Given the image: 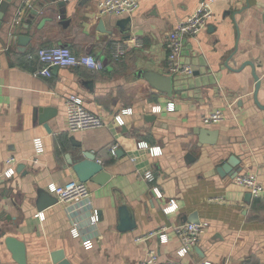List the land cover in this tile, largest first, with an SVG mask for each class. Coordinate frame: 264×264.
Segmentation results:
<instances>
[{"label":"crops","instance_id":"0c3cea01","mask_svg":"<svg viewBox=\"0 0 264 264\" xmlns=\"http://www.w3.org/2000/svg\"><path fill=\"white\" fill-rule=\"evenodd\" d=\"M52 1L14 0L0 26V235L26 245L27 264H54L51 255L60 250L72 264H140L148 249L161 260H179L180 242L172 230L165 245L138 238L160 227L207 223L186 264H264V195L253 198L236 183L235 174L219 172L234 156L238 176H256L264 186V0L212 4L207 27L184 42L181 63L192 68L190 76L170 73L166 37L202 0H140L134 15L121 17L101 16L103 0H69L60 16ZM32 10L40 15L28 28ZM44 19L52 21L40 28ZM19 36L31 40L22 47ZM112 43L127 45L124 59L113 57ZM54 46L92 55L104 69L59 68L50 78L34 77L43 65L30 57ZM148 73L173 77L171 94L154 88ZM72 95L103 116L108 127L70 133L65 102ZM125 110L129 113L119 127L114 119ZM40 111L49 117L50 133L34 121ZM216 111L224 120L206 123ZM36 140L42 142L41 155ZM74 145L95 154L110 181L87 184L90 209L58 201L39 211V191L50 193L51 184L78 181L70 167ZM156 149L159 153L152 154ZM11 157L16 175L6 179ZM121 201L134 212L133 231L117 229ZM171 201L178 208L167 214ZM85 240H92L94 248L86 250ZM0 264H17L4 238Z\"/></svg>","mask_w":264,"mask_h":264},{"label":"built area","instance_id":"2783aa9c","mask_svg":"<svg viewBox=\"0 0 264 264\" xmlns=\"http://www.w3.org/2000/svg\"><path fill=\"white\" fill-rule=\"evenodd\" d=\"M217 0H202L195 13L187 20L180 22L176 28L170 32L166 37V48L168 51V67L169 71L173 75H187L193 74V70L190 66L181 63V57L184 50V42L187 38H195L198 36L209 24L213 18L212 4ZM28 5V8H32L28 2L24 3V6ZM140 8V0H103L99 4V14L102 16H132ZM22 12H19L17 23L20 21ZM136 46H140L138 42ZM113 57L116 60H122L127 55V45L112 43ZM43 65V69L38 72H34L33 76L36 78H50L52 76V70L54 67L59 68H85L94 72L102 71L104 69V62L92 55L78 56L72 52L67 46H54L47 48H40L35 55H32L30 59H35ZM66 119L67 128L70 133H77L83 131H90L96 129H104L108 127L107 120L96 113L89 111L84 100L76 95H72L66 99ZM170 111L174 110V107L168 108ZM156 110V109H155ZM129 113V110H125L122 114L115 117L114 121L117 126L124 125L123 115ZM224 120L222 111H216L205 118L206 123L217 124ZM142 145V144H141ZM143 147V146H142ZM36 154L41 155L44 152V148L41 140L35 141ZM112 153H115V148L112 149ZM158 154L156 149L152 154ZM6 171L4 177L11 179L16 175V159L11 157L6 161ZM147 180L152 181L153 176L147 174L145 177ZM236 183L247 190L253 198H260L264 195V186L261 185L256 176L242 175L235 178ZM51 194L57 197L60 203L67 205H73L79 210H86L92 207L91 192L87 184L79 181H70L64 186H57L51 184L48 187ZM156 196L162 198V195L157 192ZM178 206L175 201H171V206L165 208L167 214H171L177 210ZM37 217L40 220H44V214L39 213ZM91 223L96 226L99 223L98 212L94 211L91 217ZM209 225L207 223L193 224L188 223L181 226H176L171 229L167 227H160L158 230L149 233L148 235L138 238L137 242L147 243L152 239H157L160 244L165 245L169 243L168 231L172 230L175 236L180 242V248L177 251L179 260H161V256L156 250L148 249L144 259L140 264H186L184 258L191 256L196 248L200 238L206 232ZM74 237L78 238L80 234L75 228L73 230ZM83 246L86 250L94 248L92 240H85ZM199 264H211L209 262H203Z\"/></svg>","mask_w":264,"mask_h":264},{"label":"water","instance_id":"95a60500","mask_svg":"<svg viewBox=\"0 0 264 264\" xmlns=\"http://www.w3.org/2000/svg\"><path fill=\"white\" fill-rule=\"evenodd\" d=\"M14 0H2L0 2V26L2 24L3 18L9 8V5ZM52 2H57V6L60 9V16L65 15L64 8L69 3V0H54ZM40 15V12L38 10H32L28 20L26 21L28 28L32 25V23L38 18ZM52 21L51 19H44L41 22L40 28L46 23ZM102 25V24H101ZM19 46L25 47L28 42H30L31 37L26 36H19L16 38ZM59 67H54V72L58 70ZM256 71V70H255ZM255 79L259 83V78L256 75V72L254 73ZM147 80L151 83V85L156 88L160 92H164L167 94H171L172 92V84L174 81V78L171 76H161L156 75L153 73L146 74ZM260 87V83L257 86V90ZM257 100V94L256 98ZM38 121L39 124H42L47 132L50 133V128L47 126L49 117L47 114H42V111L39 112V114L36 117V114L34 115V121ZM74 148L76 150L73 152V158L72 162L70 163V167L74 174L76 175L77 179L81 183H92L97 184L100 186L106 185L110 179L111 175L108 174L104 166L98 161L97 156L90 152H84L81 149V146H75ZM239 164V160L236 157H231L228 160V163L224 165L222 168L219 169L220 174H231L235 177L238 176L236 168ZM24 166L21 165L18 168V172H20V169H22ZM236 171V173L234 172ZM240 171V168L239 170ZM233 173V174H232ZM58 203V199L56 196L51 195L48 192L45 191H39L38 192V200H37V209L39 211H43L47 209L50 206H53ZM120 207L118 208V214H119V221H118V231L119 232H130L133 231L137 227L136 218L134 215V212L132 209L124 202L121 201ZM0 238H4V244L6 249L11 253L13 260L17 264H27V255H26V245L18 240L17 238L13 236H6L4 232H1ZM52 262L54 264H72L70 260H68L65 256V252L63 250L56 251L52 253Z\"/></svg>","mask_w":264,"mask_h":264}]
</instances>
